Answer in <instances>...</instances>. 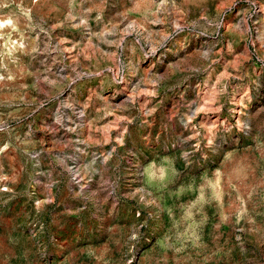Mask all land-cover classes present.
<instances>
[{"label": "rangeland", "instance_id": "1", "mask_svg": "<svg viewBox=\"0 0 264 264\" xmlns=\"http://www.w3.org/2000/svg\"><path fill=\"white\" fill-rule=\"evenodd\" d=\"M0 264H264V0H0Z\"/></svg>", "mask_w": 264, "mask_h": 264}]
</instances>
